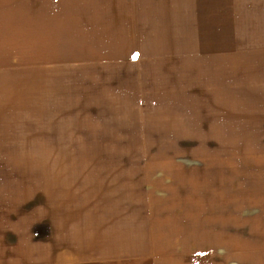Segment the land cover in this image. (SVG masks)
Here are the masks:
<instances>
[{
    "label": "rangeland",
    "instance_id": "rangeland-1",
    "mask_svg": "<svg viewBox=\"0 0 264 264\" xmlns=\"http://www.w3.org/2000/svg\"><path fill=\"white\" fill-rule=\"evenodd\" d=\"M47 5L22 9L38 30L19 18V0H0V69L16 71V98L29 87L19 71L41 70L38 90L52 82V94L37 93L49 105H0L20 115L0 113L11 124L0 208L19 219V264H264V46L244 40L225 55L186 33L182 46L165 44L149 12L139 44L122 38L136 32L129 22L110 26L114 39L81 40L79 23L64 39L55 18L66 28L85 13ZM89 16L102 26L106 13Z\"/></svg>",
    "mask_w": 264,
    "mask_h": 264
},
{
    "label": "crops",
    "instance_id": "crops-1",
    "mask_svg": "<svg viewBox=\"0 0 264 264\" xmlns=\"http://www.w3.org/2000/svg\"><path fill=\"white\" fill-rule=\"evenodd\" d=\"M32 3L35 5V8L37 4L39 8L42 4H48L47 6L50 7L49 4L54 3L57 8L66 7L67 12L68 10H73L79 13H85V15L82 17H74L75 19L69 17L66 28L62 26V24L58 25L59 22L55 18L56 26L61 27L64 30L62 36V38L64 39L76 38L71 35L69 36V33L76 27L77 23L82 25L81 29L83 33L79 34V39L81 40H102L109 38L114 39V36H116L117 34L109 30L110 26L113 24H125L129 22L130 25L134 27L136 32L133 37H129V35H126V37L122 38L129 39L132 44H139L141 43L140 40L143 37V33L147 32H141V29L146 25V14L149 12V21L151 22V26L153 27L151 36L159 34L161 32L162 37L164 39H167V41H165V44L182 46L184 42V33H186V40L192 39V45H210L215 47V49L217 48L220 54L225 55H228L229 52H231V49L235 51L233 47H238V45L240 44L245 45V41L250 42L251 45L264 46V37L257 41V34L254 33L248 36L244 33V31L248 32L264 30V0H79L78 2H76V0H19V18L30 15V19L27 22V25H30L28 26V28L31 29L32 20H34L32 28L43 30L40 19L34 14L36 12H28L22 10L25 9L28 4ZM14 7L16 6L14 5ZM26 13H28V15ZM90 13L100 15L106 13V17H103L104 21L103 19H101L100 21L103 25L96 26L94 19L89 16ZM10 14H12V17H15V14ZM109 14L111 15L110 17ZM3 21L5 20H0V22ZM61 23H64V20H61ZM97 29H99V31H96ZM231 30H234L233 34L231 33ZM223 31H225L226 34H224ZM119 39L121 38H118L117 40ZM213 40H216L217 42H213ZM55 43L56 42H54V44ZM64 43L70 44L66 41ZM151 43L152 42L146 41L144 45H149ZM166 46L168 45H162V47L158 48L165 50ZM185 46L188 45H184L183 50L185 49ZM222 47L225 48L224 53L220 52ZM64 48L66 49L65 55L77 54L79 53L80 49H84V47L81 45L67 46ZM69 48L70 50H68ZM85 50H90V48L87 47V49ZM91 51L93 50H90L89 52L83 50L82 54L84 57H88L91 54ZM57 53L58 55H60L59 51ZM207 54H209L208 51ZM232 57L236 58V56ZM56 60L57 59H55L54 61ZM59 60L66 63L77 62L76 60ZM77 60L82 62V60ZM248 60L251 61V59ZM43 62L44 60L40 61L39 64ZM69 66L75 67L76 65L72 64ZM39 71L41 70H37L36 66L30 71H19L24 72L20 77L29 87L25 90L23 97L21 99H17L16 96L19 93V87L16 83V71H13V74L10 76H5L2 74L4 71L0 69V105H3V100L8 105H10L12 102V104L16 105H49L51 102L50 99L48 101H45L37 93H48V95L52 94V82L46 85L47 89L44 90L41 88L38 90L36 84L38 85V83H43V81H40V75H38V80L36 83V78L33 74L35 73L36 75V72L38 74ZM263 76L264 72L262 77ZM55 77L58 78V75ZM9 78L13 80L11 96L5 94L2 88L3 84L7 83ZM31 78H33V80H31ZM161 98H163V96ZM40 100H42L44 103H41ZM0 113L6 114L8 121L13 120L9 118L10 115L17 117L14 120H19L20 117L18 112L9 114L6 112V110H3ZM8 125L11 124L7 123V120L0 119L1 139L6 137V132H8ZM7 147L8 145H6V143L0 144V155H2V152L7 151ZM3 155L7 154L3 153ZM27 168L32 170V167L30 166H27ZM60 168L62 172L64 167ZM38 171L39 172H37V177H40L41 180L46 181V179L48 178L47 168L44 167L43 170ZM62 174L58 173V175ZM46 185H50V183H47ZM59 195L62 196L61 191ZM49 199H51L52 201V197ZM221 202L225 203V201ZM11 216L12 215H8L5 210H2L0 208V264H19V219H17V216L12 217L11 220L14 224H11L9 222V218ZM215 228L218 229L217 227ZM11 230L16 231L18 236H12V238L16 241L13 246H9L7 244L8 233L11 232ZM128 242L129 241L127 237H115V239L112 240H107L106 238L104 240V244L106 246H113L121 249L122 247H126L128 245ZM215 251L212 252V255L215 256L216 254L219 256V254ZM222 254H224V252ZM220 259H223V257ZM39 260L43 261L45 260V258L39 257Z\"/></svg>",
    "mask_w": 264,
    "mask_h": 264
},
{
    "label": "bare ground",
    "instance_id": "bare-ground-1",
    "mask_svg": "<svg viewBox=\"0 0 264 264\" xmlns=\"http://www.w3.org/2000/svg\"><path fill=\"white\" fill-rule=\"evenodd\" d=\"M208 106V105H207ZM196 109V108H195ZM213 109V108H212ZM186 110V109H185ZM211 110V109H210ZM198 111V110H197ZM212 111V110H211ZM208 113V112H207ZM210 113V112H209ZM213 113V112H212ZM222 113V112H221ZM225 112H223L222 114H224ZM214 115H216V114H214ZM210 116H212L211 114L209 115V117ZM211 119V118H210ZM216 119V118H215ZM183 122V121H182ZM226 125H228V124H226ZM213 126V125H212ZM222 126H225V125H222ZM221 127V126H220ZM219 127V128H220ZM222 128H227L226 126L225 127H222ZM214 129V128H213ZM217 131H218V128L216 129ZM220 130V129H219ZM222 131V130H221ZM219 132V131H218ZM224 132V131H223ZM257 132V131H256ZM220 133V132H219ZM182 134V133H181ZM222 134V133H221ZM178 136V135H177ZM59 162V161H58ZM17 163V162H16ZM43 163V162H42ZM36 165L38 166V167H40L39 166V164L38 163H36ZM53 165V164H52ZM25 166L27 167V166H30V167H32L31 169H33V168H35V163H33V162H30V163H26L25 164ZM54 167H55V165H53ZM45 167V166H44Z\"/></svg>",
    "mask_w": 264,
    "mask_h": 264
}]
</instances>
